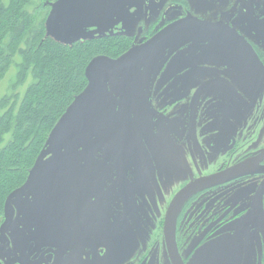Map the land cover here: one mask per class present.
<instances>
[{"label": "flooded vegetation", "instance_id": "flooded-vegetation-1", "mask_svg": "<svg viewBox=\"0 0 264 264\" xmlns=\"http://www.w3.org/2000/svg\"><path fill=\"white\" fill-rule=\"evenodd\" d=\"M97 24L75 42L108 46L98 100L6 193L0 264H264V0H125Z\"/></svg>", "mask_w": 264, "mask_h": 264}, {"label": "trees", "instance_id": "trees-1", "mask_svg": "<svg viewBox=\"0 0 264 264\" xmlns=\"http://www.w3.org/2000/svg\"><path fill=\"white\" fill-rule=\"evenodd\" d=\"M33 1L9 0L5 5L0 0V81L15 55L20 57L16 83L32 78L17 110L10 105L0 116V213L6 193L24 178L48 133L84 86L86 64L108 48L102 40L68 45L46 37L44 23L56 0H40L27 11Z\"/></svg>", "mask_w": 264, "mask_h": 264}, {"label": "water", "instance_id": "water-1", "mask_svg": "<svg viewBox=\"0 0 264 264\" xmlns=\"http://www.w3.org/2000/svg\"><path fill=\"white\" fill-rule=\"evenodd\" d=\"M124 1L125 0H56L50 4V11L44 23L45 36L51 37L55 41L64 44H71L75 41L88 38L95 30H86L87 26H90L93 22H97V25H100V22L113 11V8L121 6ZM152 41H155V39ZM147 46L137 47L124 54L119 60H108V62L112 65L117 64L119 67L130 64L138 54L142 53V48ZM99 58L105 57H94L87 64L85 75L88 79V85L82 93L74 98L53 126L49 135V141H55L61 136H64L69 126L79 119L82 111L87 109L91 110L92 104L98 100L100 92H93L96 88V84L89 75V70L93 63ZM83 105L87 109H85ZM205 181L206 178L203 177L190 183L174 197L166 214V230H170L173 233L172 237L174 236V221L179 204L197 188H200Z\"/></svg>", "mask_w": 264, "mask_h": 264}, {"label": "rangeland", "instance_id": "rangeland-1", "mask_svg": "<svg viewBox=\"0 0 264 264\" xmlns=\"http://www.w3.org/2000/svg\"><path fill=\"white\" fill-rule=\"evenodd\" d=\"M5 5L9 2V0H2ZM41 2L40 0H34L30 5L26 7L27 11H32L33 7L38 3ZM50 9L47 12L49 14ZM43 12L39 15L42 17ZM20 57L15 55L13 58V63L8 67L6 73L4 74L3 78L0 81V116L3 111L10 105H13L14 111L17 110L19 102L27 89V87L32 83V78L30 75L26 77V79L21 83H16V73H17V66L16 63L19 62ZM8 102L5 104V101ZM60 118V117H59ZM6 140L10 138V134L6 135Z\"/></svg>", "mask_w": 264, "mask_h": 264}]
</instances>
